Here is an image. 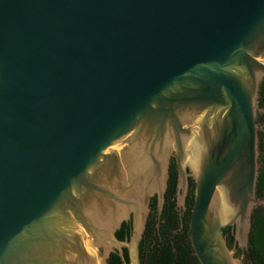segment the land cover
I'll return each instance as SVG.
<instances>
[{"label": "water", "instance_id": "obj_1", "mask_svg": "<svg viewBox=\"0 0 264 264\" xmlns=\"http://www.w3.org/2000/svg\"><path fill=\"white\" fill-rule=\"evenodd\" d=\"M262 81L264 0H0V264H141L172 157L198 264H243Z\"/></svg>", "mask_w": 264, "mask_h": 264}, {"label": "flooded vegetation", "instance_id": "obj_2", "mask_svg": "<svg viewBox=\"0 0 264 264\" xmlns=\"http://www.w3.org/2000/svg\"><path fill=\"white\" fill-rule=\"evenodd\" d=\"M257 113L255 117L256 124L260 127L258 131V149L259 159L264 154V83H262L259 96L257 98ZM169 179L167 189L164 194V202L161 211L158 212V203L155 197L151 198L149 204V215L145 223L144 232L139 245V254L141 264H151L153 259L161 257V254L170 247L173 253L177 252V246L188 244V224L191 209L194 202V181L188 178V191L185 197L184 206L179 210L176 205V177L177 164L175 157L171 158L169 166ZM256 198L264 200V190L256 193ZM257 211L264 214V207H257ZM123 224L125 227H122ZM120 229L115 233L116 237L122 235L123 239L130 234L131 221L123 223ZM122 239V240H123ZM159 254V255H158ZM241 257V252H237ZM246 253L242 262L246 261ZM158 259V258H157Z\"/></svg>", "mask_w": 264, "mask_h": 264}, {"label": "trees", "instance_id": "obj_3", "mask_svg": "<svg viewBox=\"0 0 264 264\" xmlns=\"http://www.w3.org/2000/svg\"><path fill=\"white\" fill-rule=\"evenodd\" d=\"M262 83H264V81L261 82L259 90ZM255 190L256 193H261V191L264 190V154L260 156V159L258 157V176ZM122 227H125V225L123 224ZM223 234L228 248H231L233 245L231 230L227 228L223 231ZM117 238L120 240L123 239L122 235L118 234ZM183 245L177 246L176 253H173L171 248L168 247L163 254H161V257H157L158 259H153L152 256V260L150 261L151 264H198L197 259L193 256L189 241L188 244L185 246ZM245 253L247 259L244 261V264H264V214L256 209L252 212L248 248ZM124 257L127 260L125 252ZM107 264H122V262L117 254L113 253L109 256Z\"/></svg>", "mask_w": 264, "mask_h": 264}, {"label": "bare ground", "instance_id": "obj_4", "mask_svg": "<svg viewBox=\"0 0 264 264\" xmlns=\"http://www.w3.org/2000/svg\"><path fill=\"white\" fill-rule=\"evenodd\" d=\"M200 152H201L200 143L196 139L192 138L188 142L187 147H186V162L190 166V168L193 170V172L197 170L199 159H200Z\"/></svg>", "mask_w": 264, "mask_h": 264}, {"label": "rangeland", "instance_id": "obj_5", "mask_svg": "<svg viewBox=\"0 0 264 264\" xmlns=\"http://www.w3.org/2000/svg\"><path fill=\"white\" fill-rule=\"evenodd\" d=\"M257 207H264V204L263 205H261V206H257ZM256 207V208H257ZM256 208H254V209H256ZM235 258H236V260H238L239 259V256L237 255V253L235 254Z\"/></svg>", "mask_w": 264, "mask_h": 264}]
</instances>
